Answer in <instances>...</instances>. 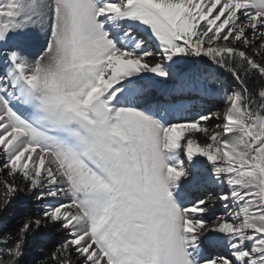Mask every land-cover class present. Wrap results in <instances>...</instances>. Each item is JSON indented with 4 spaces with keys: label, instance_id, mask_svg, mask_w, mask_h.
<instances>
[{
    "label": "snow or ice",
    "instance_id": "snow-or-ice-1",
    "mask_svg": "<svg viewBox=\"0 0 264 264\" xmlns=\"http://www.w3.org/2000/svg\"><path fill=\"white\" fill-rule=\"evenodd\" d=\"M18 197L0 264H264V0H0Z\"/></svg>",
    "mask_w": 264,
    "mask_h": 264
},
{
    "label": "rangeland",
    "instance_id": "rangeland-1",
    "mask_svg": "<svg viewBox=\"0 0 264 264\" xmlns=\"http://www.w3.org/2000/svg\"><path fill=\"white\" fill-rule=\"evenodd\" d=\"M205 107L211 109L212 111L217 110V106L222 107L221 100L219 98H209L205 102ZM215 121L211 122L209 126L214 124ZM200 175V173H197ZM16 203H12L9 205L8 211L6 213H0V232H11L13 229L14 224L20 218L18 212V208L14 205ZM17 205V204H16ZM218 207H220L218 205ZM215 215H218L221 212L214 211ZM218 214H217V213ZM54 235V233H53ZM44 251L43 247L38 245L31 237L28 242V248L26 250V255L24 260L21 261V264H31L33 257L38 256V254Z\"/></svg>",
    "mask_w": 264,
    "mask_h": 264
},
{
    "label": "bare ground",
    "instance_id": "bare-ground-1",
    "mask_svg": "<svg viewBox=\"0 0 264 264\" xmlns=\"http://www.w3.org/2000/svg\"><path fill=\"white\" fill-rule=\"evenodd\" d=\"M201 142H203V140L201 141ZM12 203H16V204H14L15 206H16V208H18V210H19V212H18V214L19 213H21L22 211H23V204L21 203V198L20 197H18L16 200H14ZM11 203V204H12ZM215 210H217V212L219 211V212H221V208L220 207H218V205L216 206V208L214 209V211ZM216 212V213H217ZM218 214V213H217ZM219 214H221V213H219ZM218 214V215H219Z\"/></svg>",
    "mask_w": 264,
    "mask_h": 264
}]
</instances>
